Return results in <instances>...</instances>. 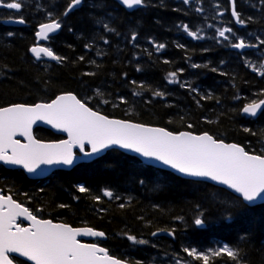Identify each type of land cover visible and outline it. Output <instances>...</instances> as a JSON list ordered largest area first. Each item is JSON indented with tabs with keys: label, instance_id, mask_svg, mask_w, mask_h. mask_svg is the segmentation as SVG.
I'll use <instances>...</instances> for the list:
<instances>
[{
	"label": "trees",
	"instance_id": "1",
	"mask_svg": "<svg viewBox=\"0 0 264 264\" xmlns=\"http://www.w3.org/2000/svg\"><path fill=\"white\" fill-rule=\"evenodd\" d=\"M31 2L63 23L49 46L64 59L38 62L29 54L36 25L49 20L43 13L36 17L27 9H0V108L47 103L72 93L109 118L171 132L208 133L264 155V107L256 118L241 113L246 104L264 100V0H234L243 25L230 14L229 0H145L131 11L116 0H84L66 16L71 0ZM8 18H23L28 26L3 25L1 20ZM184 25L201 38L192 40ZM221 28L232 29L225 33L227 40L219 37ZM239 39L256 47L230 50ZM160 44L165 47L157 51ZM171 72L177 73L174 83L168 80ZM156 91L163 96H154ZM34 135L41 141L61 139L43 128ZM78 185L88 192L80 193ZM0 190L39 219L105 233L106 240L97 243L130 264H203L183 249L201 253L220 243L238 249L242 264H264V203L247 206L221 188L144 165L118 150L34 180L0 166ZM198 213L205 220L202 227L193 223ZM160 231L172 236H153ZM209 264L235 261L226 254L211 255Z\"/></svg>",
	"mask_w": 264,
	"mask_h": 264
},
{
	"label": "snow or ice",
	"instance_id": "2",
	"mask_svg": "<svg viewBox=\"0 0 264 264\" xmlns=\"http://www.w3.org/2000/svg\"><path fill=\"white\" fill-rule=\"evenodd\" d=\"M120 2L127 8H133L143 5L145 0H120ZM183 2L188 4L190 0H183ZM82 3L83 0H71L63 15H68ZM2 6L14 10L22 8L18 0H11V2L3 3ZM197 11L201 9L198 8ZM48 15L51 17L52 13ZM232 16L237 24L245 23L235 10L234 0ZM18 22L25 23L23 18ZM38 28L37 39H48L49 33H54L61 28V23L57 19H51L48 23L40 24ZM105 28L112 31L107 25ZM183 29L193 39L201 38L196 32L190 31L187 25H184ZM217 32L220 37L227 40L225 33H232V29H217ZM8 35L11 36L12 33ZM132 39H136L135 33ZM104 42L108 43L107 40ZM261 43L264 44V41ZM231 46L235 49L256 47V45L246 44L243 39H239ZM164 47L163 44L157 45V51ZM29 51L36 59H40L42 55L57 62L64 59L55 55L47 47L34 46ZM80 59L82 60L83 57ZM261 66L264 67V65ZM192 67L198 68L201 65L193 64ZM212 70L216 71V69ZM87 74L91 75V73ZM176 76V72L169 73V83L176 82ZM181 87L184 85L181 84ZM154 96H163V93L156 91ZM121 99L123 101V98ZM104 102L107 103V101ZM262 106H264V100L258 103L253 101L246 104L242 111L256 116ZM38 120L66 132L68 139L48 144L34 139L32 125ZM17 135L23 136L27 143L14 139ZM85 142L91 145V152H85V156L99 153L110 146H119L138 153L144 158L159 161L162 165L184 175L207 178L226 185L239 194L243 202H253L258 198H264V155L249 154L243 147L237 144H225L208 133L174 134L163 128H150L128 121L112 120L98 111H93L70 93L57 96L55 100L47 104L33 106L14 104L0 108V161L5 164L20 165L29 173L35 172L41 164L71 165L74 162L72 146L79 145L83 152ZM77 190L80 193L88 192L83 185H78ZM103 195L113 198V193L109 190H104ZM115 198L119 199V197ZM94 199L98 201L100 198L94 197ZM202 215L198 213L195 216L193 223L196 226L205 224V220L201 218ZM17 217L29 220L30 226L21 227L16 223ZM171 234L170 232L169 235ZM79 235L103 237L105 233L91 228L74 229L67 224H54L51 220L38 219L32 211L13 200L11 196L0 195V264H17V257L10 254H18V257L26 258L32 264H122L119 259L109 256L106 249L96 244L81 243L77 240ZM128 239L140 244L147 243L143 240L136 241L133 236H128ZM183 251L188 256L203 261V264H209L208 254L197 252L195 248H184ZM221 254H226L235 261V264H242L238 249L224 246L211 252L212 256ZM137 264L140 262L138 261ZM176 264H180V261L177 260Z\"/></svg>",
	"mask_w": 264,
	"mask_h": 264
},
{
	"label": "water",
	"instance_id": "3",
	"mask_svg": "<svg viewBox=\"0 0 264 264\" xmlns=\"http://www.w3.org/2000/svg\"><path fill=\"white\" fill-rule=\"evenodd\" d=\"M229 3H230V9H231V13H232V9H233V0H229ZM119 4H120L122 7L126 8V9H129V10H133V9H135V8L138 7V6H134L133 8H127V7H125V6L120 2V0H119ZM79 7H80V6H77V7L74 8L72 11L78 9ZM72 11H70V12H72ZM70 12H69V13H70ZM18 21H19V19H18V20H11V19H10V20H5V21H3V24H5V25H7V26H20V25H22V24L19 23ZM38 30H39V28L37 29V31H38ZM59 31H60V29H59L58 31L54 32V33H49V37L56 35ZM35 38H36V44H38V43H44V42L47 41V39H40V40H38L37 37H36V33H35ZM36 46H39V45H36ZM33 47H34V46H33ZM40 47H43V46H40ZM31 48H32V47H31ZM251 48H254V47H246V48H243V49H235V48L232 47L233 50H237V51H239V52L244 51V50H248V49H251ZM29 54H30V56L36 58V57H35L30 51H29ZM42 56H43V55H42ZM43 57H44L45 60H47V61H51V62L56 61V60H53V59H51V58H49V57H46V56H43ZM65 94H69V93H63V94H59V95H57V96H61V95H65ZM70 94H72V93H70ZM72 95H74V94H72ZM57 96H56V97H57ZM74 96H75V95H74ZM56 97H55L54 99H52L50 102H47V103H51L53 100L56 99ZM77 99H78V98H77ZM47 103H42V102H40V103H35V104H33V105H36V104H47ZM257 103H258V102H257ZM24 105H26V104H24ZM33 105H29V106H33ZM10 106H11V105H10ZM6 107H9V106H6ZM87 107H88V106H87ZM263 107H264V106H262V109H263ZM3 108H4V107H3ZM242 109H243V108H242ZM262 109H260V110L257 111V115H256V116H251V115H249V114H247V113H244L242 110H241V112H242L243 115H245V116H247V117L256 118V117L259 115V113L261 112ZM109 119H112V120H120V119H113V118H109ZM121 121H126V120H121ZM128 122H130V121H128ZM130 123H133V122H130ZM133 124H137V123H133ZM141 125H142V124H141ZM144 126H146V127H150V128H160V127L149 126V125H144ZM37 127L45 128V129H47V130H50L53 134L58 135V136H62V137H63V139L58 140V141H50V142L40 141V142H42V143H46V144H48V143H57V142H59V141H63V140H67V139H68V134H67L66 132H64V131H62V130H60V129H58V128H54V127H52V125L47 124V123H45L44 121H39V120L36 121V122L32 125V136H33L34 139H36V138L34 137L33 130H34L35 128H37ZM166 131H167V130H166ZM179 133H180V132H179ZM174 134H176V133H174ZM203 134H204V133H203ZM193 135H202V134H193ZM14 139H18V140H20L21 143H25V144L27 143V140H26L23 136H20V135L15 136ZM36 140H37V139H36ZM38 141H39V140H38ZM224 143H225V142H224ZM225 144H234V143H225ZM239 146H240V145H239ZM109 150H118V151H120V152H122V153H124V154H127V155H129V156H133V157L139 159L143 164H145V165H147V166H151V167H154V168H157V169H161V170H165V171L171 172V173H173L174 175H176V176H178V177H180V178H183V179L207 182V183L212 184V185H214V186H217V187L223 188V189L227 190L228 192H230L231 194H233V195L239 197V194H237V193H235L233 190L229 189L226 185L219 184V183H217V182H215V181H211L210 179H207V178H202V177H191V176L184 175V174H182V173L177 172V171L174 170V169L169 168L168 166L162 165L159 161H156V160H153V159H147V158H144V157L140 156L138 153H135V152H133V151H131V150H128V149L120 148L119 146H110V147L104 149L103 151H101V152H99V153L92 154L91 156H85V154H84L85 152H88V153L91 152V145H89L87 142H85V144H84V151H83V152L81 151L79 145H73V146H72V153H73V156H74V162H73V164H71V165H63V164H55V163H54V164H51V165L41 164V165H39V167L37 168V170H36L35 172H33V173H29V172H27V171H26L22 166H20V165H9V164H5L3 161H0V165H2V166H3L4 168H6V169H20V170H22V171L24 172V174H25V175L27 176V178H29V179H39V178H44V177L48 176L50 173H52V172L55 171V170H69V169H71L72 167H74L75 165H77V164H79V163H88V162H91V161H93V160H95V159L101 157L102 155H104V154H105L107 151H109ZM249 154H251V153H249ZM0 195H2L1 192H0ZM2 196H3V195H2ZM6 196H8V195H6ZM239 198H240V197H239ZM240 199L242 200V198H240ZM243 203L246 204L247 206H256V205H260V204L264 203V198H258L257 200H255V201H253V202H243ZM19 219L22 220V221H23L22 223H24V224L26 225V226H24V227H29V226H30V223H31V222H30L29 220L24 219V217H17V221H18ZM17 221H16V223H18ZM53 223H54V224H64V223H60V222H53ZM68 226H69V225H68ZM69 227H71V226H69ZM72 228H74V229H85V228H88V227H72ZM94 231H97V230H94ZM169 233H170V232H168V231H166V232H164V231H160V232H155V235H153V236L164 235V236L171 237L172 234L169 235ZM95 239H96V240H99V241H104V240L106 239V236H105V235H104L103 237H94V236H89V235H79V236H77V240H79V241H80L81 243H83V244H90V243H85L84 241L95 240ZM97 246H98V247H101V248H104V247L99 246V245H97ZM104 249H105V248H104ZM10 256H16L17 259L22 260V261H24V262H27L28 264H32V262L27 261L26 258L18 257V254H10ZM120 261H121V260H120ZM121 262H122V264H128V263H126V262H124V261H121Z\"/></svg>",
	"mask_w": 264,
	"mask_h": 264
},
{
	"label": "flooded vegetation",
	"instance_id": "4",
	"mask_svg": "<svg viewBox=\"0 0 264 264\" xmlns=\"http://www.w3.org/2000/svg\"><path fill=\"white\" fill-rule=\"evenodd\" d=\"M24 1H26V2H28V5L25 7V8H22L21 9V11L22 10H24V9H27L28 10V12H33V13H35L33 16H36L37 17V14L36 13H38V16H39V13L40 14H42L43 13V16H44V18H47V19H49L50 17H49V11H44V10H41L40 8H38L35 4H33L31 1L32 0H24ZM3 2V1H2ZM1 8H3V6H1ZM4 9V8H3ZM66 9H67V7H66ZM65 9V10H66ZM5 10H7V9H5ZM13 11V10H12ZM13 12H18V11H13ZM65 12V11H64ZM19 19H21V18H19ZM35 19V18H34ZM60 20V19H59ZM58 20V21H59ZM4 20H1V22H3ZM60 23H61V27H62V25H63V23L60 21ZM3 24V23H2ZM40 24H42V23H39V24H37L36 25V27H35V32H36V30H37V28H38V26L40 25ZM28 26V24H27V22H25V23H23L21 26H19V27H27ZM35 34V33H34ZM34 45H36V43H35V41H34ZM33 45V46H34ZM32 47V46H31ZM36 61H38V62H43V61H45L43 58H40V59H38V60H36ZM46 62V61H45Z\"/></svg>",
	"mask_w": 264,
	"mask_h": 264
},
{
	"label": "rangeland",
	"instance_id": "5",
	"mask_svg": "<svg viewBox=\"0 0 264 264\" xmlns=\"http://www.w3.org/2000/svg\"><path fill=\"white\" fill-rule=\"evenodd\" d=\"M9 2H11L10 0H8ZM2 2V1H1ZM7 2V1H6ZM6 2H3V3H6ZM18 2H20L19 0H18ZM21 3V2H20ZM4 9H7V8H5V7H3ZM22 8H24V6L22 5ZM21 8V9H22ZM21 9L20 10H14V9H7V10H13V11H21ZM224 28H221L220 30H223ZM219 35V34H218ZM220 37V36H219ZM221 39H223V37H220ZM261 70V68L258 66V71H260ZM224 246H227L226 244H223V243H220V244H216V245H214V246H212L211 248H209V249H206L205 251H203V252H201V253H204V254H208L209 256H211V252L212 251H216V250H219V249H221V248H223ZM229 247V246H228Z\"/></svg>",
	"mask_w": 264,
	"mask_h": 264
},
{
	"label": "bare ground",
	"instance_id": "6",
	"mask_svg": "<svg viewBox=\"0 0 264 264\" xmlns=\"http://www.w3.org/2000/svg\"><path fill=\"white\" fill-rule=\"evenodd\" d=\"M73 169V168H72Z\"/></svg>",
	"mask_w": 264,
	"mask_h": 264
}]
</instances>
